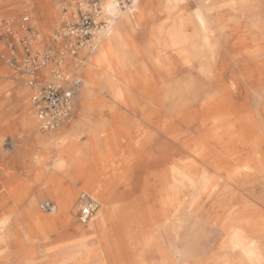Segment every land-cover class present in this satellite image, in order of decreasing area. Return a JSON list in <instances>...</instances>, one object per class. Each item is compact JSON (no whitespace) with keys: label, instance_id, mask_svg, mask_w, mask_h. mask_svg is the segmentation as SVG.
Masks as SVG:
<instances>
[{"label":"bare ground","instance_id":"bare-ground-1","mask_svg":"<svg viewBox=\"0 0 264 264\" xmlns=\"http://www.w3.org/2000/svg\"><path fill=\"white\" fill-rule=\"evenodd\" d=\"M99 36L82 53L76 129L42 140L35 194L0 201V257L264 264V0H137ZM76 183L99 204L85 226Z\"/></svg>","mask_w":264,"mask_h":264},{"label":"built area","instance_id":"built-area-1","mask_svg":"<svg viewBox=\"0 0 264 264\" xmlns=\"http://www.w3.org/2000/svg\"><path fill=\"white\" fill-rule=\"evenodd\" d=\"M137 0H116L115 11L107 10L101 1L88 0L63 10L62 26L51 38L52 47L35 50L37 33L29 16L18 25L5 23L0 31V54L19 74L26 77V86L33 90L31 104L40 131L54 132L72 119L74 101L83 80L74 61L83 50L93 51L96 38L107 33L121 13L133 10ZM68 59L72 61L74 69ZM79 220L88 223L98 212L99 204L83 193ZM42 210L53 214L57 207L44 203Z\"/></svg>","mask_w":264,"mask_h":264},{"label":"rangeland","instance_id":"rangeland-1","mask_svg":"<svg viewBox=\"0 0 264 264\" xmlns=\"http://www.w3.org/2000/svg\"><path fill=\"white\" fill-rule=\"evenodd\" d=\"M88 0H44V3L41 4L38 2V0H30L28 3L22 1V0H0V31L2 26L5 23H8L10 21H14L16 25H18V22L22 17L29 16L31 20V25L34 28V31L37 33L35 42L33 44V48L35 50L41 51L42 49H48L51 48L53 45L51 43V38L54 32L59 29L62 26V16H63V10L74 7L78 3H84ZM101 1L102 3H105L108 0H97ZM194 8H196V4L191 1L189 6H187V10L189 13H192L194 11ZM46 35V36H45ZM103 34H101L102 37ZM99 35L97 37V41L99 39ZM85 51V55L89 56L90 52L88 50H83L81 52V59L77 60L78 64V71L80 76H82L83 80V70H82V62L85 61V56H82V53ZM0 61L6 66V70L4 73H2V77L5 79H10L13 82H11V86L9 89H14L15 91H26V94L28 96L31 95L32 91L26 86V77L19 74L13 67H11L0 54ZM70 69H74L73 66L70 67ZM6 84H3V86ZM85 83L83 80V86L81 90L78 93V96L75 98L74 101V107H73V116L72 119L66 123L65 127H72L73 123L77 121L80 118V111L77 110L79 106L80 101V94L83 91ZM102 97L104 99L108 98V94L106 92H102ZM27 96V97H28ZM27 101L30 102L31 109V99L27 98ZM34 112V111H33ZM137 118H140V116H136ZM135 118V119H137ZM146 127L149 128V124H146ZM39 130V129H38ZM45 134V133H44ZM87 139L86 136L81 137V142H84ZM27 170V165L22 163H15V164H2L0 165V192L5 193L7 191L8 186L15 187L17 186V181L15 182L11 178L18 173V176H25ZM138 183V189L136 190V193H141L142 189V177H135V181ZM68 184V183H67ZM81 186H77V190L79 191L76 201L74 202L73 211H72V218L74 224L85 226L86 224H83L79 220V211H80V196L85 193L82 189H80ZM37 191V189H34V193ZM86 194V193H85ZM88 195V194H86ZM89 196V195H88ZM91 198V197H90ZM52 203L57 207L56 202L50 198L49 196L45 197L41 201H39V209L40 212L45 216H50V213H47L42 210V205L44 203ZM121 264H132L131 260L123 259Z\"/></svg>","mask_w":264,"mask_h":264},{"label":"crops","instance_id":"crops-1","mask_svg":"<svg viewBox=\"0 0 264 264\" xmlns=\"http://www.w3.org/2000/svg\"><path fill=\"white\" fill-rule=\"evenodd\" d=\"M38 2L43 4L44 0H38ZM80 54L77 59L74 60L75 62H77L78 59H81ZM5 68L6 66L0 61V165L22 163L27 165L28 172L25 176L20 175L19 177L17 173L11 178L15 182L17 181V186H8L9 188H7V191L5 192L6 195L0 192V201L3 197L20 191L28 192V190H31L27 193L28 195L34 193L33 189L27 187L26 182L31 180L32 167L36 155L44 151L41 146L42 140L51 136L40 131L36 123L34 112L31 109L30 102L27 101V98L31 99L33 90L30 89L32 93L28 96L26 91L9 89L11 86L10 83L13 81L2 77V73L6 70ZM3 84L6 85L3 86ZM28 105L30 106L28 107ZM105 115L107 114L105 113ZM136 116L139 117V114H136ZM75 123H73L72 127H65L66 124H64L60 130L63 128L76 129ZM125 124L128 125V123H123L124 127ZM78 133L80 134L81 141V137L86 135L82 130ZM87 141L88 137L84 142H81V144H85ZM77 186H79L78 183L75 184L76 188ZM8 205L10 204L2 205L0 203V213ZM2 206L5 207L3 208ZM0 248L3 249V247ZM20 262L21 258L15 251L6 252L0 257V264H19Z\"/></svg>","mask_w":264,"mask_h":264}]
</instances>
